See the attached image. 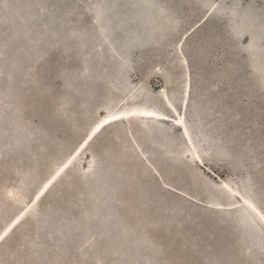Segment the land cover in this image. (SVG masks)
<instances>
[{
  "label": "rangeland",
  "instance_id": "1",
  "mask_svg": "<svg viewBox=\"0 0 264 264\" xmlns=\"http://www.w3.org/2000/svg\"><path fill=\"white\" fill-rule=\"evenodd\" d=\"M134 107L193 147L114 122L30 206ZM225 184L264 206V0H0V264H264Z\"/></svg>",
  "mask_w": 264,
  "mask_h": 264
},
{
  "label": "snow or ice",
  "instance_id": "2",
  "mask_svg": "<svg viewBox=\"0 0 264 264\" xmlns=\"http://www.w3.org/2000/svg\"><path fill=\"white\" fill-rule=\"evenodd\" d=\"M166 99V98H165ZM169 108H172V105L169 104L168 105ZM173 111H175V109H173ZM130 115L132 116H143V117H152L156 120H169L170 117L167 114H161L158 112H152V111H140V112H133L130 113ZM127 119V116L121 117V116H117V115H112L110 118H105L101 123H98L96 128L93 130L92 134L90 136H88L87 140L84 141V145H86L88 143L89 140L92 139V136H95L96 132H98L100 130V128H102L104 125L110 123L111 121L114 120H119V119ZM174 123L179 125L181 128H184V135L188 136V130L185 127V123L182 119L179 118H175L174 119ZM188 144H192V140L189 138L188 140ZM84 145H81V147H83ZM193 152L196 151L195 148L192 149ZM196 159H199V157L197 156ZM71 163V160L68 162V164H64V166L60 169V172H62L64 170V168H67L68 165ZM60 172H57L56 175L58 176L60 174ZM55 178V177H54ZM53 178V179H54ZM52 181H49L48 184L44 185V190H47L49 184H51ZM223 187L225 189H227L231 195L233 197H238L239 200L243 201V204H239L236 202H233V207L234 208H238L241 209L242 214L245 216H248L249 213L251 214V219L253 222H256V219L258 218L259 221L264 222V206H257L256 204H254L253 202H251L248 198H246L244 195L237 193V192H232V190L230 188H228V185H223ZM43 195V191H41L39 194L36 195V200L40 199V196ZM23 219V215H21L20 217H18L14 223L11 224V226H9L7 228L6 231H4V233L2 235H0V241H3L5 239V237L8 236V234L12 231V228L15 227L16 224H18L20 222V220Z\"/></svg>",
  "mask_w": 264,
  "mask_h": 264
},
{
  "label": "bare ground",
  "instance_id": "3",
  "mask_svg": "<svg viewBox=\"0 0 264 264\" xmlns=\"http://www.w3.org/2000/svg\"><path fill=\"white\" fill-rule=\"evenodd\" d=\"M188 91H189V83L187 82V84H186V86H185V96H184V101H183V106H186L187 105V102H188ZM163 97H164V101L166 102V104H167V106L169 105V104H171L172 105V111H173V109H174V107H173V104L171 103V101L169 100V98L166 96V94H165V92L163 91ZM166 98V99H165ZM140 111H152V112H158V113H161V114H164L162 111H160V110H158V109H156V108H147V107H145V108H141V107H134V108H131V109H126V110H117V111H115V112H109V114L107 115V116H105L104 118H102V120L99 122V123H101L105 118H110L112 115H117V116H121V117H124V116H127V119H119V120H114V121H111L110 123H108V124H106V125H104L102 128H100V130L98 131V132H96V134H95V136L97 135V134H99L106 126H108V125H110V124H112V123H114V122H119V121H125V122H128L130 119H136V118H145V119H150V120H153V121H164V120H156V119H154V118H152V117H143V116H132V115H130V113H133V112H140ZM175 112V111H174ZM176 117H173V118H170L171 120H172V123L176 126V127H178V128H180L181 130H182V134H183V136H184V138L186 139V140H189V138H190V136L188 135V136H185L184 135V128H181L179 125H177V124H175L174 123V119H175ZM177 118H179V119H182V117H181V114H179L178 116H177ZM97 126V125H96ZM96 126H95V128H96ZM94 128V129H95ZM93 129V130H94ZM93 130L90 132V134L88 135V136H90L91 134H92V132H93ZM95 136H92V139L95 137ZM88 138V137H87ZM87 138L85 139V140H87ZM91 139V140H92ZM84 140V141H85ZM91 140H89L88 141V143L91 141ZM84 141H83V143L81 144V145H84ZM88 143L86 144V145H84L83 147H81V145L77 148V150L68 158V160L64 163V164H68V162L71 160V163L68 165V167L76 160V158L78 157V155L87 147V145H88ZM190 146L191 147H193V145L192 144H190ZM64 164L63 165H61L60 166V168L57 170V172H60V169L64 166ZM93 165V163L90 161V165H89V167L91 168L92 167V165ZM67 167V168H68ZM67 168H64V170L62 171V172H64ZM56 172V173H57ZM62 172H60V174L62 173ZM56 173L54 174V176H52L51 177V179L50 180H48L45 184H48V182L49 181H52L51 182V184H49V186H48V188H47V190L51 187V185L55 182V180H56V178L60 175H56ZM55 177V178H54ZM54 178V179H53ZM44 184V185H45ZM44 185H43V187L39 190V192L37 193V194H39L41 191H43V194L47 191V190H44ZM234 192H236V191H234ZM36 194V195H37ZM41 196H43V195H41ZM40 196V197H41ZM239 199V198H238ZM37 201L38 200H36V196L34 197V199L32 200V202H31V204H30V206H32V205H35L36 203H37ZM239 204H243V201H241L240 200V203ZM21 215H23V213L22 214H20V215H18L13 221H12V223H14L15 222V220L18 218V217H20ZM11 223V224H12ZM264 223V222H263ZM11 224H10V226H11ZM17 225V224H16ZM15 225V226H16ZM9 227V226H8ZM7 227V228H8ZM7 228L4 230V231H6L7 230ZM4 231L0 234V235H2L3 233H4ZM1 242V241H0Z\"/></svg>",
  "mask_w": 264,
  "mask_h": 264
}]
</instances>
